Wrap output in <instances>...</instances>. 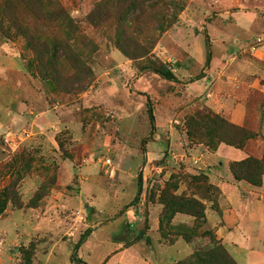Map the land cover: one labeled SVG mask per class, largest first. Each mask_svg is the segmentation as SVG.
<instances>
[{
    "label": "rangeland",
    "instance_id": "1",
    "mask_svg": "<svg viewBox=\"0 0 264 264\" xmlns=\"http://www.w3.org/2000/svg\"><path fill=\"white\" fill-rule=\"evenodd\" d=\"M58 1L89 41L78 93L40 75L9 21L30 20L25 7L0 8V264H195L216 245L264 264V174L260 186L234 178L239 160L224 157L237 147L186 131L189 116L218 114L253 134L244 158L263 156L264 0ZM39 31L65 37L52 23ZM173 196L201 204L204 222L166 207Z\"/></svg>",
    "mask_w": 264,
    "mask_h": 264
},
{
    "label": "trees",
    "instance_id": "2",
    "mask_svg": "<svg viewBox=\"0 0 264 264\" xmlns=\"http://www.w3.org/2000/svg\"><path fill=\"white\" fill-rule=\"evenodd\" d=\"M20 6L25 7L31 15L30 20L13 16L9 21L16 30V35L22 36L37 55L40 75L44 78H50L66 92L78 93L85 90L86 84L91 78V71L86 60L82 57L81 48L89 45V41L84 35L80 34L76 21L66 12L58 0H0V8L15 9ZM96 8L100 10L103 8V4L99 3ZM87 17L93 25H98L99 21L95 22L91 13ZM104 19L105 15L102 16L101 21ZM51 23L55 24L56 27L63 28L65 37L39 40L41 39L39 28H42L44 24ZM7 35L11 37L10 34ZM122 35L125 36V34ZM205 38L207 39V36ZM117 46L127 56L139 57L129 54L123 44L120 43ZM67 59H70L71 67L75 69L72 73L62 74L55 70V67L62 63V60L67 61ZM205 59L206 63L211 59V52L208 48L206 49ZM45 69L53 70V74H44L42 71ZM158 73L165 79H174L170 71ZM149 113L151 126L153 127V114L150 108ZM186 127L188 137L191 140L203 143L212 150H216L220 142L241 148L248 139L253 137V134L242 126L231 123L220 115L210 112L204 116V120H198L193 115L189 116ZM229 168L234 178L244 179L254 186H260L261 176L264 174V154L260 159L246 157L239 161H233ZM164 204L173 212H187L194 215L196 219H201V223L204 222L202 219L203 212L199 210L200 208L202 210V205L194 199H178V197L173 196L168 202L164 201ZM206 236L209 240H213L211 235L206 234ZM191 258V261L195 264H216V262L217 264H236L221 245H216L205 251L196 250ZM77 260L79 263L85 264L81 260Z\"/></svg>",
    "mask_w": 264,
    "mask_h": 264
},
{
    "label": "crops",
    "instance_id": "3",
    "mask_svg": "<svg viewBox=\"0 0 264 264\" xmlns=\"http://www.w3.org/2000/svg\"><path fill=\"white\" fill-rule=\"evenodd\" d=\"M222 148H223V145L219 146L218 149H217V151H216V153H218L219 150H221ZM226 149L234 151V153H235L236 155H238V156H236V155L233 156L234 159L231 158V157H229V158L224 157L225 160H230V159H231V160H240V159H243V158L246 156V152H245V153H241V152L238 151L239 149H237V148H231V147H228V146H227ZM228 178H229V176H228ZM229 179H230V178H229ZM217 181H218V180H217ZM217 183H219V185H220L221 189H223V191H224V188H223V187H227V186H229L228 184H224V183H222L221 180H219ZM232 185H234V184H232ZM237 193L239 194V188H238V186H237ZM238 198H239V200H243V198H240L239 196H238ZM177 215H178V214H176V215L174 216L173 220L176 219V217H178ZM206 215H207L208 222L211 223L210 226H214V225H215V228H216V232H217V233H220V234H221L223 231H226V230H227V229L225 228V226H226L225 223L222 224V225L215 224L216 221H221V218H220V217L217 218V217L214 216L213 214H211V216H209V213H206ZM211 219H213V221H212ZM236 229H237L238 231H242L241 228H239V227H236ZM227 232H229V231L227 230ZM141 259H142V261L145 262L146 264H150L148 260H145V259H143V258H141Z\"/></svg>",
    "mask_w": 264,
    "mask_h": 264
}]
</instances>
